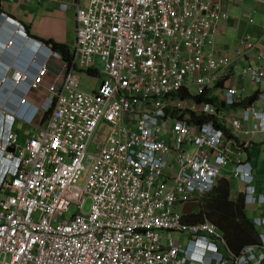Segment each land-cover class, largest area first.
Instances as JSON below:
<instances>
[{"label":"built area","instance_id":"2783aa9c","mask_svg":"<svg viewBox=\"0 0 264 264\" xmlns=\"http://www.w3.org/2000/svg\"><path fill=\"white\" fill-rule=\"evenodd\" d=\"M223 1L75 0L71 57L41 42L0 75V264H264V232L236 253L212 222L185 220L229 176L264 204L247 158L264 137V52L218 47ZM0 19L7 46L31 39ZM79 71L99 79L93 91Z\"/></svg>","mask_w":264,"mask_h":264},{"label":"crops","instance_id":"0c3cea01","mask_svg":"<svg viewBox=\"0 0 264 264\" xmlns=\"http://www.w3.org/2000/svg\"><path fill=\"white\" fill-rule=\"evenodd\" d=\"M223 4L229 13V19L223 22L222 33L217 38L218 47L221 50L234 52L240 47L242 40L249 39L257 41L259 48L264 52V0H243L242 2L224 0ZM0 11L6 12L21 23L31 37L27 39L23 35H18L15 42L7 46L13 26L0 19V65L5 71L8 70V73L15 65L25 66L38 50L41 42L45 43L37 37L64 43L69 46L70 51L75 47L77 27L75 0H0ZM43 53L40 54L42 60L46 57ZM251 55L255 53L251 52ZM252 61L260 63V59L259 61L252 59ZM240 64L244 65V61L240 60ZM247 86L251 90L258 88L248 81ZM16 126L20 140L28 133L29 136L25 141L27 142L34 130L22 122ZM247 158L253 165L254 186L259 193L264 187V137L262 135L255 136L254 144L247 152ZM227 179L231 183V190L233 187L236 193L244 190L243 182L230 176ZM247 216L252 221L256 217H264V204L247 203ZM260 228L261 230L258 228L260 233L264 232V226Z\"/></svg>","mask_w":264,"mask_h":264},{"label":"trees","instance_id":"16d2710c","mask_svg":"<svg viewBox=\"0 0 264 264\" xmlns=\"http://www.w3.org/2000/svg\"><path fill=\"white\" fill-rule=\"evenodd\" d=\"M37 38L51 44L55 50L61 52L65 60L71 57L68 45L53 39ZM185 220L191 223L212 222L223 232L229 247L236 253L245 245L259 241L260 231L247 216L244 194L239 192L236 198H232L231 183L227 178H222L213 191L204 197L200 208L198 206L195 213L186 215Z\"/></svg>","mask_w":264,"mask_h":264},{"label":"rangeland","instance_id":"374dc122","mask_svg":"<svg viewBox=\"0 0 264 264\" xmlns=\"http://www.w3.org/2000/svg\"><path fill=\"white\" fill-rule=\"evenodd\" d=\"M95 67L100 72H102L104 70V62L102 61L100 56H97L95 59ZM79 74L81 76V88L86 90V91H93L96 88V86L99 82V79L96 80V78L93 77V75L89 74L87 71H79ZM194 90H196V88H194ZM28 136L29 135L27 133L26 135H24L21 138L20 141L25 142ZM168 139H169V136L167 137V140ZM237 193L235 192V188L233 187V190H231V197L236 198ZM202 201L199 203V208H200ZM90 206H91V199L87 198L85 203H84L83 210L85 212H87L90 209ZM188 209L191 210V212H196L198 210V205L191 204V205H189ZM74 210H75V208H74V206H72L70 211L66 214V216H71L73 214ZM257 227L261 230V228L259 226H257ZM172 234H179V233L173 232ZM178 237L182 240V244H186V242H187V234L186 233L180 234V235H178Z\"/></svg>","mask_w":264,"mask_h":264},{"label":"water","instance_id":"95a60500","mask_svg":"<svg viewBox=\"0 0 264 264\" xmlns=\"http://www.w3.org/2000/svg\"><path fill=\"white\" fill-rule=\"evenodd\" d=\"M9 150L10 151H13L14 150V147H9ZM193 204H196L197 205V203H193ZM188 207H189L188 205L185 206V209H184L185 212L186 211L188 212V210H189Z\"/></svg>","mask_w":264,"mask_h":264},{"label":"clouds","instance_id":"9594fccd","mask_svg":"<svg viewBox=\"0 0 264 264\" xmlns=\"http://www.w3.org/2000/svg\"><path fill=\"white\" fill-rule=\"evenodd\" d=\"M37 49H39V47H38ZM4 71H5V70H4V69H2V67H1V65H0V75H1V74H3V73H4ZM35 113H37V111H36V110L34 111V114H35Z\"/></svg>","mask_w":264,"mask_h":264}]
</instances>
